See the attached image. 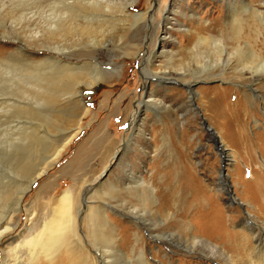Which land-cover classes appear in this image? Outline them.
Segmentation results:
<instances>
[{"label":"rangeland","instance_id":"1","mask_svg":"<svg viewBox=\"0 0 264 264\" xmlns=\"http://www.w3.org/2000/svg\"><path fill=\"white\" fill-rule=\"evenodd\" d=\"M125 1L112 0L115 9L104 12L110 16L89 23L55 19L62 25L58 35L43 30L48 5L28 3L20 8L37 7L29 25L40 27L38 42L26 22L17 26L21 42L0 39L3 52L15 54L19 45L25 51L35 47L41 56L49 52L45 45H57L64 55H54L65 61L100 63L99 82L82 85L88 112L80 130L21 196L15 226L0 236V262L3 248L57 210L67 193L93 264H141L140 250L147 264H228L219 252L206 257L210 248L204 243L191 250L192 234L221 245L234 264H260L250 249L254 239L243 208L264 228L262 200L252 189L264 185V71H257V81L244 64L264 58V30L247 11L239 12L242 1L260 0H137L123 12ZM200 37L207 42L200 45ZM143 65L165 79L146 80ZM151 90L156 106L146 103ZM33 104L31 112L0 108V212L59 138L57 126L72 124L65 121L67 105ZM225 174L239 204L229 202L219 184ZM140 178L155 191L127 189ZM102 210L109 224L100 220Z\"/></svg>","mask_w":264,"mask_h":264},{"label":"bare ground","instance_id":"2","mask_svg":"<svg viewBox=\"0 0 264 264\" xmlns=\"http://www.w3.org/2000/svg\"><path fill=\"white\" fill-rule=\"evenodd\" d=\"M136 1L137 0H127L123 4L121 3V11H127V8L135 4ZM28 3L34 6L35 4L36 6L37 4L40 6L43 4L48 5V11H46L48 14L44 13L47 17V20H45L46 17L44 19L47 26L43 28V30L50 31L51 35H58L60 31L59 25H61V23H59V21L57 22L55 19L62 17L67 18L68 16L73 18L82 17L88 20L86 23H89L92 19H96L97 15L109 17V11L115 9V4L113 5L112 0H0L1 40L10 41L11 39L21 42L22 39L18 33V28L26 22L25 26L29 28L30 36L34 42H38V36L41 35L40 27L34 26L31 28L29 25L30 20L37 14V7H34V9H32L33 7L30 8V12H25V10L20 8ZM240 7V14L247 11L254 23L259 26V29L264 30V0L258 1L257 5L252 1H242ZM106 11L109 13H104ZM38 13L41 15V11H38ZM137 15L138 14L134 16ZM41 17L43 16H40V18ZM93 41L98 43L97 40ZM198 41L199 44L202 45L207 42V39L200 37ZM25 44L26 43L21 45L26 46ZM44 47H46L49 52L41 56H38V49L35 47L25 51L18 45L15 47V54L12 51L3 52L0 48V108L6 106L10 108L14 106L29 111L28 109L34 105L33 102L38 103L40 106L49 102L54 108L67 105L69 111H67L68 114H66L67 118H65V121L68 123L72 122V124L63 123L57 126L58 131H61L59 138L53 143L54 145L50 148L48 153L44 152L41 160L42 163L31 171L26 185H23V187L18 190L16 195L12 198V201H9L10 203L6 208L4 207L5 210L0 212V236L2 233L7 232L9 228L15 226L13 222L16 213L21 209V196L30 187V184L46 170L47 166L53 163V159L64 148V145H66V143L80 130L81 127L79 124L81 119L88 112V109L85 108L82 102V85L86 84L84 86L90 88L99 82L100 70L98 65L100 63L95 62V64L92 63V65L84 63L80 65L65 61L54 55H64L63 47L57 45H45ZM244 66L249 70L250 76L257 78V81H259L257 71H264V58L258 57L255 61L246 63ZM89 69H94L93 75L87 73ZM141 71L146 80L149 77H155L158 80L165 79L164 77L157 78L156 74L152 73L145 65L141 67ZM188 90L191 92V87H188ZM9 93H16L14 96L17 98L9 97ZM192 94L191 97L195 96L194 92ZM146 101V103L153 106L160 104L152 93V90ZM196 109L198 108L196 107ZM53 122H56V120ZM211 135L219 140L216 132L212 131ZM221 147L222 154H225V148H223V146ZM132 182H134L135 186L129 183L127 189L142 186L146 191L148 190V192L153 193L156 188L152 183H148L141 178ZM219 184L224 187V190H228L227 196L229 202H236L239 204L237 197L230 189L228 175H221ZM256 185L252 188L253 192L255 191L256 196L262 200L261 205L264 208V185ZM70 197H72V194L66 193L63 195L58 201L59 208L57 210L48 211L47 215L41 218V220L37 219L31 226H26L22 232L15 237L17 239L16 243H10L7 247H4L0 264H90L92 261H90V255L84 248L85 246L83 245L77 226L73 223V217L70 211ZM249 205L255 207L252 203ZM240 206L242 207L241 204ZM243 211L245 223L249 226L248 234L254 239V245L250 249H252L253 256L255 254L257 259H259V263L264 264V228L262 224L257 222L258 220L255 221L253 219V214H251L250 211L245 208H243ZM100 213V220H104V225L107 224L108 217L105 211L102 210ZM111 228L113 229V226H111ZM99 232V236L101 237V231ZM135 234L139 235V232L136 231ZM115 235L113 239L116 242L118 237ZM170 235L171 234H167V236ZM127 238L128 235L125 233L121 238V243L126 244ZM190 239L192 242L189 243V245L187 243V246L191 250L194 249L195 243H204L206 248H210L209 252L205 253L207 254L206 257L211 258L213 251H215L223 256V260L226 263L234 264L232 256L229 255L221 245L193 234ZM131 251L133 252L134 248H132ZM137 255V258L142 262L141 264H147L143 251L140 250ZM91 264H93V262Z\"/></svg>","mask_w":264,"mask_h":264},{"label":"water","instance_id":"3","mask_svg":"<svg viewBox=\"0 0 264 264\" xmlns=\"http://www.w3.org/2000/svg\"><path fill=\"white\" fill-rule=\"evenodd\" d=\"M178 84H180V83H178ZM180 85H182L183 87H188V84H184V83H182V84H180ZM198 113H199V116H201V118H200V120H201V124L203 125V127H204V129L206 130V131H208V132H210L211 130H212V127L207 123V121H206V119L203 117V115L201 114V112H200V110H199V108H198ZM216 144H217V142L216 141H214ZM217 147H218V149H219V146L217 145ZM224 169H222V171H223Z\"/></svg>","mask_w":264,"mask_h":264}]
</instances>
